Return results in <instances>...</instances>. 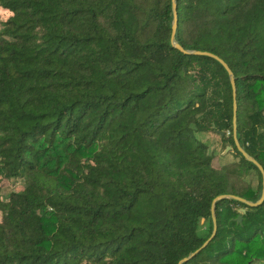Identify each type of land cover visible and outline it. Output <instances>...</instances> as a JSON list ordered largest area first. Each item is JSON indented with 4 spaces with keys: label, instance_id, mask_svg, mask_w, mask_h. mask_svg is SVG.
<instances>
[{
    "label": "trees",
    "instance_id": "16d2710c",
    "mask_svg": "<svg viewBox=\"0 0 264 264\" xmlns=\"http://www.w3.org/2000/svg\"><path fill=\"white\" fill-rule=\"evenodd\" d=\"M176 3L173 41V0H0V264H179L221 195L183 264H264L229 72L191 53L264 169V0Z\"/></svg>",
    "mask_w": 264,
    "mask_h": 264
},
{
    "label": "water",
    "instance_id": "95a60500",
    "mask_svg": "<svg viewBox=\"0 0 264 264\" xmlns=\"http://www.w3.org/2000/svg\"><path fill=\"white\" fill-rule=\"evenodd\" d=\"M173 7H174V22H173V35H172V39L173 41L175 40V34H176V30H177V24H178V11H177V3L176 0H173ZM177 47L181 48L182 47L180 45H176ZM191 53H195V54H200V55H207V56H211L214 57L216 59H218L224 66L225 68L228 70L230 78H231V82L233 85V89H234V138L236 141V144L239 148V150L243 153V155L248 159L253 161L261 170L262 174H263V191H262V196L261 198L257 201V202H252V201H248V200H244L243 202L248 205V206H258L260 204H262L264 202V169L262 167L261 164H259L255 159H253L240 145L238 137H237V92H236V86H235V78L233 75V72L231 71V69L229 68V66L227 65V63H225L222 59H220L217 55L210 53V52H203V51H195V52H191ZM232 148V146H227V148L225 149L226 152L229 151ZM225 198H230V196L228 195H221L218 196L217 198H215V200L213 201V205H212V213H213V232L211 234V236L203 243V245L198 248L196 251H194L191 255H189L188 257H185L184 259L180 260L179 264H183L188 262L189 260H191L193 257H195L198 253H200L205 247H207V245L210 243V241H212L216 234H217V229H218V224H217V217H216V212H215V205L217 203V201L221 200V199H225ZM240 199V198H239ZM240 211L242 213H245L247 211V208H241ZM237 221L242 222V215H240L237 218Z\"/></svg>",
    "mask_w": 264,
    "mask_h": 264
},
{
    "label": "rangeland",
    "instance_id": "374dc122",
    "mask_svg": "<svg viewBox=\"0 0 264 264\" xmlns=\"http://www.w3.org/2000/svg\"><path fill=\"white\" fill-rule=\"evenodd\" d=\"M217 139V137H215V140ZM216 150H217V153L218 155L220 156V159L222 161H230V160H234V154L230 153V151H227L221 147L220 145H216ZM217 162V160H216ZM252 180H253V183L256 185L257 182H258V177L256 174H254L252 176ZM7 187L5 188V193H8L12 190V186L9 184V185H6ZM0 218H1V213H0Z\"/></svg>",
    "mask_w": 264,
    "mask_h": 264
}]
</instances>
